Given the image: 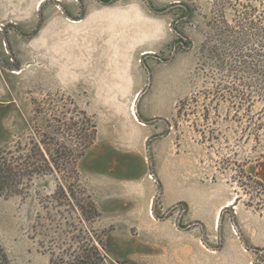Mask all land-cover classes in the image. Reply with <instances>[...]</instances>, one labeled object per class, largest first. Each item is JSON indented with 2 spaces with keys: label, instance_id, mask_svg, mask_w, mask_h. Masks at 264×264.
Returning <instances> with one entry per match:
<instances>
[{
  "label": "rangeland",
  "instance_id": "1",
  "mask_svg": "<svg viewBox=\"0 0 264 264\" xmlns=\"http://www.w3.org/2000/svg\"><path fill=\"white\" fill-rule=\"evenodd\" d=\"M239 1L264 8V0ZM210 3L0 0V33L7 37L10 69L27 77L25 86L9 88L24 124L19 123L17 139L1 148L0 156L15 160L33 143L54 148L43 145L44 137L53 136L55 128L66 131L73 104L93 118L96 142L109 143L115 151L110 156L102 152L96 162L95 154H88L77 165L80 184L101 214L91 225L79 226L67 217L65 206H58L65 203L50 199L56 190L51 175L0 188V264H51V259L61 264L60 258L89 264L79 257L91 245L103 256L99 264H120L110 257L119 261L116 253L128 228L122 221L125 209L115 197L121 187L137 183L160 192L179 181L182 189L212 192V223L219 214L207 235L211 246H223L227 228L240 242L249 239L252 216L264 220V127L249 134L251 115L212 97L218 81L206 73ZM71 59L88 60V66L68 71ZM260 108L256 102L251 112ZM134 119L143 123L146 137L136 157L118 141ZM75 120L81 129V118ZM226 201L231 202L222 207ZM194 205L197 209L200 203ZM153 212L157 219H198L197 212L187 215L185 203L160 210L161 215ZM245 249L264 264V249Z\"/></svg>",
  "mask_w": 264,
  "mask_h": 264
},
{
  "label": "trees",
  "instance_id": "2",
  "mask_svg": "<svg viewBox=\"0 0 264 264\" xmlns=\"http://www.w3.org/2000/svg\"><path fill=\"white\" fill-rule=\"evenodd\" d=\"M210 6L212 19L208 22L211 33L207 36L206 73L213 82L218 81L212 97L229 101L231 109L251 115L246 130L249 134H257L264 127V8L258 10L250 2L239 0H211ZM256 102L261 103V108L252 113ZM73 109L75 114L69 119L64 133L55 128L53 136L44 137L47 142L43 145L54 148L42 149L33 143L27 153L15 160L0 156V188L51 175L56 180V190L50 199L57 204L65 203L58 206H65L67 217H73L79 226L82 223L91 225L101 214L91 194L80 184L77 165L85 151L95 144L98 131L92 117L78 111L74 104ZM177 114H180V108ZM78 117L81 118V129L75 120ZM8 154L11 157L12 154ZM65 225L76 229L72 224ZM98 249L91 245L79 261L99 264L103 256ZM59 260L61 264H70L63 258ZM51 264L57 263L51 259Z\"/></svg>",
  "mask_w": 264,
  "mask_h": 264
},
{
  "label": "crops",
  "instance_id": "3",
  "mask_svg": "<svg viewBox=\"0 0 264 264\" xmlns=\"http://www.w3.org/2000/svg\"><path fill=\"white\" fill-rule=\"evenodd\" d=\"M6 40L7 37L0 33V149L12 145L18 137L19 123L22 127L24 124V117L22 115L20 117L17 111L18 99L11 96L9 88L21 86V83L25 86L27 81L26 76L22 77V70L10 69V58L4 48ZM87 62L88 60L78 62L71 59L67 65L68 71L76 69L81 64L88 66ZM56 73L59 81L58 65ZM71 79L68 74V81ZM134 120L136 123L124 125V133L119 135L118 141L131 149L136 157L144 150L146 137L143 123ZM102 152L109 156L110 153H115L111 144L100 145L95 141V144L85 151L82 160L87 158L88 154H95L92 161L96 162ZM176 176L178 174H175ZM180 185L178 181L172 189H162L158 192L151 186L144 189L137 183L130 185L128 189L121 187L118 190L115 199L125 209L122 221L127 225L128 233L126 237H122L123 242L116 253L119 261L111 257L110 259L120 264H257L255 257L249 254L245 247L264 249V220H261L260 214L252 216L249 239L240 242L232 237L234 235L227 228L223 234V246L216 250L207 238L212 226H217L219 214V212L215 214L212 223V192L182 189ZM156 197L159 198L158 207L153 204ZM230 202L226 201L222 207H227ZM179 203L187 205V215L190 212H197L198 219L194 221L196 223L185 218L175 219L173 216L157 219L154 215L153 210L157 209V214L161 215L160 210H166ZM195 203H200L197 209Z\"/></svg>",
  "mask_w": 264,
  "mask_h": 264
}]
</instances>
